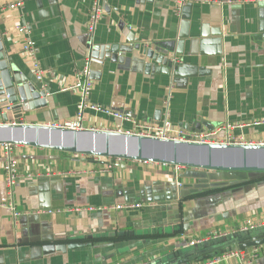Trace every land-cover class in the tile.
<instances>
[{
    "label": "crops",
    "instance_id": "1",
    "mask_svg": "<svg viewBox=\"0 0 264 264\" xmlns=\"http://www.w3.org/2000/svg\"><path fill=\"white\" fill-rule=\"evenodd\" d=\"M15 1L0 0V8ZM22 1L23 11L0 13L1 40L9 66L45 91L48 102L24 112L16 123L53 126L73 120L81 93L62 90L75 83L86 58L91 59L90 102L134 122L158 124L168 111L175 129L195 133L198 121L210 130L227 122L264 119V1L193 4L178 12L173 0H103L104 14L94 35L87 31L92 0ZM21 22L31 25L46 71L45 90L23 53L24 38L16 31ZM135 39L167 58L176 57V71L142 54ZM171 83L174 91L168 101ZM7 107L0 101V124ZM131 128L128 121L85 113L83 129ZM243 134L248 142L264 144V125L245 128ZM16 155V205L24 212L128 203L142 208L23 216L18 222L0 208V264H192L197 255L219 254L242 239L213 241L195 252L182 247L185 240L229 230L264 212V178L253 175L187 168L176 175L172 168L129 160L115 163L107 173L86 174L109 159L28 146H16ZM4 160L0 145L3 202ZM241 181L246 182L232 187ZM154 232L163 236L113 241L122 234ZM259 235L264 233L245 238ZM245 251L251 264H264V245Z\"/></svg>",
    "mask_w": 264,
    "mask_h": 264
},
{
    "label": "water",
    "instance_id": "2",
    "mask_svg": "<svg viewBox=\"0 0 264 264\" xmlns=\"http://www.w3.org/2000/svg\"><path fill=\"white\" fill-rule=\"evenodd\" d=\"M136 42L135 48L168 70L176 71L172 58L156 51L152 45ZM177 53V52H176ZM95 59H93L94 61ZM15 66L10 67L0 36V101L9 110L0 124V145L28 146L85 157L122 159L135 162L184 167L199 171L239 174L264 173V144H214L161 139L107 130L67 129L57 126L16 123L24 112L47 106L45 91H40L27 79L19 77ZM194 131L203 132L198 121ZM241 181L237 184H244ZM233 186V185H232ZM154 232L151 235H156ZM129 234H122L127 236ZM132 236H142L132 235ZM264 245V235L249 237L231 249H250ZM220 249V248H217ZM221 250V249H220ZM213 252L202 253L195 260L208 258ZM191 260H188L189 262Z\"/></svg>",
    "mask_w": 264,
    "mask_h": 264
},
{
    "label": "built area",
    "instance_id": "3",
    "mask_svg": "<svg viewBox=\"0 0 264 264\" xmlns=\"http://www.w3.org/2000/svg\"><path fill=\"white\" fill-rule=\"evenodd\" d=\"M175 7L178 12H181L184 7L193 4H208V5H231V4H244L256 1L264 0H173ZM25 4L22 0H17L6 6L0 8V13L5 10H18L23 11ZM104 5L103 0H92V7L89 16V24L87 31L90 35H94L97 26L103 17ZM16 31L19 35L24 38L23 53L28 55L31 59L33 65V75L36 81L42 86L45 84L46 71L43 68L38 54H37V43L33 37V32L31 25L27 22H21L16 26ZM174 64H177L179 60L175 57L172 59ZM91 71V59L86 58L83 67L76 74V81L70 87L63 89V92L67 91H79L81 93V100L79 105V111L76 117L67 121L63 124L53 125L57 127L67 128V129H83L85 113L87 111H92L96 113H101L104 115L112 116L120 121H128L132 123V128L130 130H114L115 132L135 134L147 137H156L161 139H172L180 141H191V142H203V143H214V144H234V145H248L256 144L253 142H248L243 134L245 128L259 127L264 125V119L255 120L252 124H242V123H224L210 130H204L200 133L188 132L184 129H175L169 112H165L163 120L158 124L151 123H138L134 122L124 114L115 112L110 108L94 105L90 102L91 92L93 89V82L90 80ZM45 90V86H43ZM171 93L169 94L168 101L172 98L174 91V83L170 85ZM9 110V109H8ZM7 110V111H8ZM263 144V143H260ZM4 151V164H3V174L4 182L6 188L7 201H0V208L6 209L12 216L14 222L23 216H52L55 214L64 213H80L83 211H95V210H115V211H133L141 209V204H121L116 206H104L101 208H59L50 210H38L31 212H24L20 210L16 205V192L15 187L20 179L19 172V161L16 157V146L10 144L1 145ZM124 160L115 159L109 162L105 166L99 167L97 170L84 171L86 174L95 173H107L113 167L115 163H122ZM145 165L153 164L148 162H140ZM160 165V164H158ZM163 167L172 168L176 175H179L184 167L161 165ZM70 173H60L59 176L69 175ZM264 228V212L259 213L254 216H249L241 224L234 226L226 231L210 232L203 237L192 238L191 240H185L182 247L184 248H194L197 246H203L213 241H220L226 239H234L238 236H251V233L255 230ZM180 242V241H179ZM235 260L237 264H251V260L243 249H231L220 252L219 254L212 255L203 260L194 261L192 264H223L228 261Z\"/></svg>",
    "mask_w": 264,
    "mask_h": 264
},
{
    "label": "trees",
    "instance_id": "4",
    "mask_svg": "<svg viewBox=\"0 0 264 264\" xmlns=\"http://www.w3.org/2000/svg\"><path fill=\"white\" fill-rule=\"evenodd\" d=\"M90 158H93V157H90ZM112 161H115V159H111ZM240 175H253V176H257V177H261V178H264V173H247V174H243V173H239ZM242 184H236V185H233L232 187H235V186H241ZM223 188L221 189H215V190H212L210 192H204V193H200V194H195L192 196V198H198V197H202V196H206V195H209V194H212V193H217L219 191H222ZM178 234V233H177ZM176 234V235H177ZM159 236H163L161 234H156V235H145V236H121V237H116L113 241L115 242H124V241H127V240H135V239H140V238H151V237H159ZM165 236H168V235H165ZM172 236V235H171ZM242 241H246L247 238L243 237L241 238ZM212 256L209 255V257Z\"/></svg>",
    "mask_w": 264,
    "mask_h": 264
},
{
    "label": "rangeland",
    "instance_id": "5",
    "mask_svg": "<svg viewBox=\"0 0 264 264\" xmlns=\"http://www.w3.org/2000/svg\"><path fill=\"white\" fill-rule=\"evenodd\" d=\"M15 154H16V152H15ZM261 233H264V228L253 231L251 233V236L258 235V234H261ZM243 237H245V235L238 236L237 238H243ZM237 238H234V239L236 240ZM201 247L202 246H197V247H194V248H190L188 251L189 252L200 251L201 250Z\"/></svg>",
    "mask_w": 264,
    "mask_h": 264
}]
</instances>
